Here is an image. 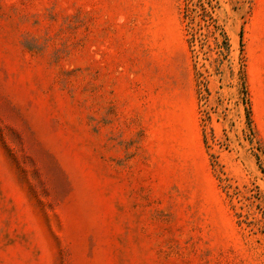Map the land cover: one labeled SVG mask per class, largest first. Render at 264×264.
Here are the masks:
<instances>
[{"label": "rangeland", "instance_id": "1", "mask_svg": "<svg viewBox=\"0 0 264 264\" xmlns=\"http://www.w3.org/2000/svg\"><path fill=\"white\" fill-rule=\"evenodd\" d=\"M207 1L220 61L198 0H0V264H264V0Z\"/></svg>", "mask_w": 264, "mask_h": 264}, {"label": "trees", "instance_id": "2", "mask_svg": "<svg viewBox=\"0 0 264 264\" xmlns=\"http://www.w3.org/2000/svg\"><path fill=\"white\" fill-rule=\"evenodd\" d=\"M190 1V0H189ZM208 5L213 8L214 5L210 3V1H207ZM198 7L200 8V13L199 15L201 16L203 20V24L198 23V29L194 28L192 26H189L190 30L187 31V41L188 45L191 49V51H194V45L198 44L199 47H203L207 43V33H202L198 32V30H201L203 26L207 27V31L211 33L214 39V44L215 47L217 48V53L220 55V58H217L218 61H220L222 58H225L226 55L228 54L230 50V43H229V38L221 27L219 23H217V20L212 17L210 11L204 6V2L202 0H198ZM190 11H193V8H190L188 0L184 6V17L189 19V24L193 22V17H191ZM212 28H211V27ZM222 56V57H221ZM196 77H197V85H198V93L201 96V98L204 96L202 92V87L200 85L203 84V74L199 70H196L195 72ZM239 79H240V86H241V92H242V100L243 103L245 104V109H246V118L248 124H250V108L248 105V92H247V87H246V81H245V75H244V70H243V65H240L239 69ZM206 92H208V88L204 86L203 88ZM209 118V116H207Z\"/></svg>", "mask_w": 264, "mask_h": 264}]
</instances>
